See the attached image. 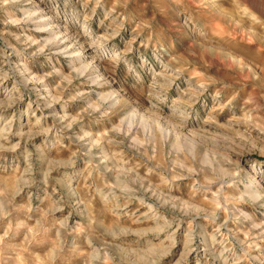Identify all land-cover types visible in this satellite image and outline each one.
I'll return each mask as SVG.
<instances>
[{"label": "rangeland", "instance_id": "rangeland-1", "mask_svg": "<svg viewBox=\"0 0 264 264\" xmlns=\"http://www.w3.org/2000/svg\"><path fill=\"white\" fill-rule=\"evenodd\" d=\"M0 264H264V0H0Z\"/></svg>", "mask_w": 264, "mask_h": 264}, {"label": "bare ground", "instance_id": "bare-ground-1", "mask_svg": "<svg viewBox=\"0 0 264 264\" xmlns=\"http://www.w3.org/2000/svg\"><path fill=\"white\" fill-rule=\"evenodd\" d=\"M58 43V42H57Z\"/></svg>", "mask_w": 264, "mask_h": 264}]
</instances>
